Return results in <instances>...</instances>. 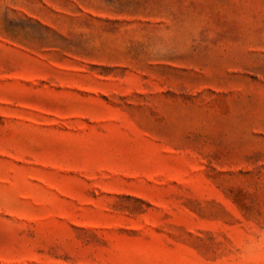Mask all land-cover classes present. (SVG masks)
Listing matches in <instances>:
<instances>
[{"label": "rangeland", "instance_id": "rangeland-1", "mask_svg": "<svg viewBox=\"0 0 264 264\" xmlns=\"http://www.w3.org/2000/svg\"><path fill=\"white\" fill-rule=\"evenodd\" d=\"M0 264H264V0H0Z\"/></svg>", "mask_w": 264, "mask_h": 264}]
</instances>
